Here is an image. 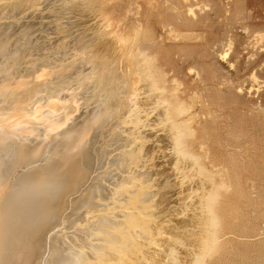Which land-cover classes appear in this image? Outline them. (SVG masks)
Here are the masks:
<instances>
[{
	"label": "rangeland",
	"instance_id": "1",
	"mask_svg": "<svg viewBox=\"0 0 264 264\" xmlns=\"http://www.w3.org/2000/svg\"><path fill=\"white\" fill-rule=\"evenodd\" d=\"M6 1L0 0V132L9 135L5 137V144L11 146L23 144L25 147L28 144L30 146L27 147L40 146V158H36V160L38 159L37 163H32L26 168H19L15 175L8 179L9 182L5 184L8 185V188L14 185L21 173L43 166L51 159H55L56 156V158L60 157L62 155L61 146L56 142L60 141L57 140L61 134L84 122V118H90L93 114L91 112L101 107L99 102H102L104 97L113 100V107L109 112L111 115L108 113L109 117L107 116L105 123L98 132V149H107V154L105 152L103 157L100 156L98 169L93 166L94 163L91 165V169L88 165L90 171L95 168L90 174L92 179L94 178L93 181L96 178L95 183L100 181L101 187H104L100 190L101 193L98 192L99 194L96 195L97 199L99 196V199L101 197L102 200H91L93 204L89 203L90 207H86L88 204L85 207L81 206L83 209L78 207L81 205L79 202L78 205L76 204L83 194L82 191L71 195L72 200L71 196L62 198L64 201L58 200L56 204L58 209L53 220L56 228L52 232V239L55 237L53 241L56 244H54L56 248L52 251L56 253L51 257H58L59 254H66L68 251V255H71L70 258L66 255L68 259L65 264H91L93 262L97 264L99 259L101 262L99 261L98 264H104V261L105 264L110 261L115 262V264H118L117 262L130 264L127 262L128 259L132 260V264H146V262L147 264H193L196 254L201 253L199 249L202 250L204 245L201 242L205 240V223L203 222L206 219L203 218H206V214L203 216V212H200V209L203 210V208H201L199 199L201 196L199 197V195L210 188L208 184L211 183L209 178L212 176L206 175L205 178V175H201L198 172L197 164L191 160L190 162L184 160V163L179 164L181 167L177 165V169L175 168V161L171 155L173 149L165 136L169 127L167 126V130L164 124H168V122L163 120L162 114V117L159 114L164 108L162 106L164 102L159 95H156L158 90L152 91L155 90V87H151V85L153 86L151 84L153 77L148 78L152 81L145 80V73L147 72L145 69L148 70V67L151 66L142 65L143 63L140 62L144 59L142 55L144 49V53L155 60V68L159 67L160 72L163 70L162 75H166L165 77L168 78L166 80L168 82L164 85L166 88L165 95L171 97L175 93L176 96H180L181 102L183 101L185 105L191 107V112L193 111L195 116L193 128L197 131L196 141H189L191 144L195 143L194 146L192 145V150L197 156L203 157L202 163L209 171L211 170L210 174H216L215 182L218 183L216 185L222 182V184L220 183L221 186L219 185L221 188L216 206V213L219 217V224L216 229L219 231L222 240L220 239L218 250L215 249L217 252H214L213 256H210L211 258H206L207 264H264V0ZM139 44L143 47L142 50ZM143 66L145 72H142ZM148 72H151V69ZM140 74L144 78V82L147 83L142 81ZM147 87L152 88L149 89L150 92L145 89ZM149 93L152 97L157 96L156 99L154 97L146 99L145 96H150ZM154 100H161L162 102L157 103ZM138 107L144 108L143 110L147 113L150 112L149 115ZM157 107L159 113H157ZM131 109L133 113L141 111L140 114L149 116V123H152V127L155 124L152 131L155 134V141L157 140L154 142L158 146L155 144V149L149 147L147 150V153L149 152L148 154L151 155L150 157L154 158V165L151 164L152 160L150 159L152 158L149 157V159V155L145 154V157L147 156L146 158L149 159L148 162L146 161L147 165L144 162L143 166H137L138 162H136L133 163L132 168L131 162L133 161H130L124 166L118 153L125 149V145L118 142L123 141L125 136H123V140L121 136L120 138L117 137L119 138V140L116 139L117 143H111V137L121 128H125L123 124L129 114L132 113L129 111ZM134 109L138 111L135 112ZM147 109L148 111H146ZM156 118L159 123L156 122ZM161 124L165 129L164 132L163 128L160 127ZM155 127L159 129V132L156 131ZM9 128L11 130H8ZM112 128L113 130H111ZM100 144L103 146L101 147ZM118 156L119 158H117ZM93 157L94 162L95 156ZM2 160L5 161L6 158L3 157ZM141 161L139 160V162ZM115 164L116 166H114ZM151 170L152 172H150ZM130 173L132 177H141L147 173L146 177L143 178L150 180L149 182H152L154 186L156 185L155 187L159 189L163 184L165 187L170 183L169 189L166 186L165 191L163 190L165 193L160 192L157 194L158 197L153 195L157 193L154 190L144 194H138L137 190H132V194L129 195L123 193L124 196L126 195L125 198L129 196L126 200L121 194L123 200L114 188H117L118 184L121 185L122 183L123 185V182L129 183ZM197 173H200L201 176ZM188 174L190 175L188 176ZM91 176L83 189L92 183ZM122 177L124 180L121 179ZM170 179L172 180L170 181ZM155 180L158 181L159 185ZM206 180L210 183H207ZM204 182H206V186ZM114 184L117 185L114 186ZM230 186L232 187L230 188ZM5 187V189L0 187V193L3 190L8 193L7 186ZM203 189H205L204 192ZM115 192L117 195L114 194ZM7 193H1L0 196L3 198ZM115 195L117 197L119 195L120 198ZM145 195L149 197L146 196V199ZM136 196L142 198L140 199L141 202L142 200L145 202L144 199L147 203L152 202L153 208L155 207L153 210L156 214L154 216L156 220L149 227L151 232L155 231L154 239L152 238L155 242L149 240V243L153 244L152 248L148 246L149 243H145L147 240L144 239L145 233L136 225L134 219L131 221V218H127L130 219L131 223L134 222L131 225L125 219L127 217L125 213L116 214L118 210H115L116 212L113 214L109 209L103 210L106 207H117L118 203L121 206L124 204V206L127 204V206L129 204L133 206L130 197L137 198ZM112 198L115 199L112 200ZM71 201L73 204L76 202V205L73 206ZM112 201H115L116 204ZM59 202H62V206ZM102 202L104 205L101 204ZM141 202L138 203L140 207L142 206ZM134 203L138 206L137 202L134 201ZM142 204L144 205V203ZM101 205L103 208L100 207ZM119 205L118 208H120ZM62 208L67 210L66 213ZM71 209L76 211H74L75 214H79L80 211L81 213L76 215L77 217L73 216L74 213ZM132 209L130 210L136 212L135 209V211ZM69 210L72 215L69 214ZM60 213L70 216L68 215L65 223L58 226L56 221L63 216ZM95 213L101 215L100 220L95 217ZM119 215L125 217L122 218L128 223L127 226L123 219H119ZM99 222L109 225V230L105 231L104 228L101 230L102 225ZM92 223H98L94 225L95 229L93 228L94 231L97 229L96 233L91 230ZM99 226L101 227L99 228ZM131 226H135L137 232L135 228L132 230ZM144 226L147 227L148 225ZM89 230L91 231L89 232ZM138 232L141 233L138 234ZM158 233L160 235L156 242L155 238H157ZM44 235L46 236H43V245H46L47 235H50V231ZM129 235L135 238L132 236L128 238ZM122 237L125 240L128 238V241ZM111 238L112 241L106 240ZM113 239H115L114 242ZM100 241L103 242L101 243L102 246ZM132 242L139 245L134 246ZM105 243L106 245H103ZM110 243L114 248L109 249ZM123 243L124 247L128 248L127 253L122 252L125 255L116 252ZM98 245L100 247H97ZM103 246L104 248H102ZM105 246L111 251V255L109 251L104 252L105 249L107 250ZM115 247L116 251L114 252ZM159 249L163 250V253ZM194 250L197 253L196 251L193 252ZM41 252L43 253L40 256L44 260L49 255H43L45 254V246ZM157 252L159 253L157 254ZM101 253L102 255L105 253L107 256L102 257ZM115 253L117 254L115 255ZM40 256L38 262L44 264ZM47 258L48 256L45 259ZM68 260L74 262L69 263Z\"/></svg>",
	"mask_w": 264,
	"mask_h": 264
},
{
	"label": "bare ground",
	"instance_id": "2",
	"mask_svg": "<svg viewBox=\"0 0 264 264\" xmlns=\"http://www.w3.org/2000/svg\"><path fill=\"white\" fill-rule=\"evenodd\" d=\"M15 1V0H13ZM8 2V0L6 1ZM22 2V1H21ZM8 4V3H6ZM13 4V3H12ZM3 9V7H2ZM19 9V8H18ZM16 11V9H15ZM189 21V19H188ZM101 28V27H100ZM106 28V27H105ZM175 32V31H174ZM179 33V32H178ZM182 33V32H181ZM100 34V33H99ZM183 34V33H182ZM101 35V34H100ZM179 36V34H177ZM186 36V35H185ZM188 36V35H187ZM186 36V37H187ZM107 37V36H106ZM183 37V36H182ZM194 37V36H193ZM192 38V36H191ZM153 43H155L153 41ZM146 44V43H145ZM150 45V43H149ZM154 45V44H153ZM139 46L141 47V45L139 44ZM145 46V45H144ZM148 46V45H147ZM152 46V45H151ZM154 47V46H153ZM139 48V47H138ZM147 48V47H146ZM137 49V48H136ZM141 50L143 49V47L140 48ZM150 49V48H148ZM152 49V47H151ZM140 50V51H141ZM146 50V49H145ZM137 51V50H136ZM132 52V50H131ZM138 52V51H137ZM142 52V51H141ZM144 49H143V56H144V59H140L139 61L142 62L144 64H148V66L150 65L151 67L149 68L148 67V70L150 71L151 69V72H148V70H146L144 68V66L142 67V69L144 68L145 71H147L145 73V80H151V79H148L150 76H152V82L151 84H153V86L151 85V87H155V90H152V91H157V96L159 95L160 99L164 102L162 106L164 108H162L160 106V109L162 108V113L158 112V107L156 108L157 109V113L162 114L163 116V120H165L166 122H168V124H164L165 125V128L167 129V126L169 127L165 132L167 133L166 138L170 141L171 143V146H172V153L171 155H173V159H174V164H175V168L177 169V165L179 167H181L179 164H182L184 163V160L186 162V160L188 162H195V164H197V167H198V172L201 173V175H205L204 177L206 178L208 175L212 176L213 179L209 178L211 180V183L212 185L210 186V181L206 180L207 183L209 182L210 184L209 185V189L207 191L204 192L205 189H203V192L202 195H199V199L201 201V208L200 209V212L202 211L203 213V216L206 214V218L204 217L203 219L205 220V223L204 227V232H205V240L201 237L202 240H204V242L202 241L201 243H203L204 245L202 246V250L199 249V251H201L200 254H196L194 260H193V264H207V261H206V258L207 257H210V256H213L214 252H215V249L218 250L217 247H219L220 245V242H221V237H220V233L219 231L216 229V227L218 226L219 224V217L216 213V206H217V202H218V198H219V192H220V186L222 184V182H219V185H216L218 183L215 182V175L216 174H213L211 172V170L209 171L207 169V167L205 165H203V157H199L197 156V154H195L192 150V145L195 144H191V142H189L190 140H195L196 137H197V131L196 129L193 128V122L195 121L194 118V114H193V111L191 112V107H188L187 105H185V102H181L179 99L178 96L175 95L174 93V96H171V97H167L165 95V91H166V88H165V83L168 82L166 81L168 78L165 77L164 75H162L163 73V70L162 72H160L161 70L158 68H155L156 67V64H155V60L152 59L151 57H149L146 53H144ZM133 53V52H132ZM150 53V52H149ZM156 54V53H155ZM74 55V54H73ZM133 56V55H132ZM153 56V55H152ZM123 57V56H122ZM127 57V56H126ZM134 59V58H133ZM136 59V58H135ZM131 61V60H130ZM121 62V61H120ZM136 64V63H135ZM140 64V63H139ZM138 65V64H137ZM141 65V64H140ZM139 65V67H141ZM138 67V68H139ZM146 67V66H145ZM144 69L142 70V72H145ZM47 71V70H46ZM139 71V69H138ZM141 71V70H140ZM55 72V71H54ZM84 72V71H83ZM115 73V72H114ZM139 73V72H138ZM165 73V72H164ZM143 74V73H141ZM140 74V75H141ZM43 76V75H42ZM50 76V75H49ZM88 76V75H87ZM107 76V75H106ZM112 76V74H111ZM115 76V75H114ZM119 76V75H118ZM136 76V75H135ZM138 76V75H137ZM47 77V76H46ZM108 77V76H107ZM142 77V75H141ZM140 77V78H141ZM138 78V77H137ZM102 79V77H101ZM113 79V78H112ZM134 79V78H133ZM141 79H143L142 81L144 82V78L142 77ZM106 81V80H105ZM110 81V80H109ZM118 81V80H117ZM116 81V82H117ZM134 81V80H133ZM132 81V82H133ZM148 81V82H149ZM91 82V81H90ZM138 82V81H137ZM142 82V83H143ZM107 83V82H106ZM135 83V82H134ZM144 83H147V82H144ZM177 83V82H176ZM122 84V83H121ZM133 84V83H131ZM150 84V83H149ZM128 85V84H127ZM148 85V84H147ZM145 85V86H147ZM168 86V83L166 84ZM97 86V85H96ZM107 86V85H106ZM144 86V87H145ZM149 86V85H148ZM166 86V87H167ZM135 87V86H134ZM151 87H147L145 89H147L148 92L149 89L151 90L152 88ZM116 88H117V85H116ZM2 89V88H1ZM79 89V88H78ZM111 89V88H110ZM136 89V88H135ZM172 89V88H171ZM171 89H170V92H171ZM96 90V89H95ZM121 90V89H120ZM168 90V88H167ZM94 91V90H93ZM112 91V90H111ZM174 91V90H173ZM176 91V89H175ZM119 92V91H117ZM177 92V91H176ZM135 93V92H134ZM142 93V92H141ZM159 93V94H158ZM109 94V93H108ZM107 94V95H108ZM118 94V93H117ZM138 94V93H137ZM150 96H145V98L149 99L150 97H152L151 93H149ZM154 94V93H153ZM110 95V94H109ZM169 95V94H168ZM171 95V94H170ZM115 96V95H113ZM157 96H153L155 99ZM98 97V96H97ZM152 97V98H153ZM89 98V97H88ZM107 98V97H106ZM105 97L102 99V102H99L101 104V107L97 110H95L94 112H91L93 113L91 115L90 118L85 119L84 122H81V124L77 125V126H74V127H71L69 130L67 129L64 134H61L60 138L57 140L59 142H56V143H59L58 145H60L61 147V152H62V155L58 158L55 157V159H51L48 163H46L45 165L43 166H38V167H35L31 170H28L27 172H23L21 173L17 180L15 181L14 185L10 188H8V185H5L7 184L9 181L8 179L10 177H12L13 175H15V172L19 169V168H26V167H29L32 163H37V160L40 158L39 157V153H40V146H32V147H27L28 145L30 146V144H28L26 147L23 145V144H14L13 146L9 145V144H5L4 141H6L5 137L9 136L8 134L6 133H2L0 132V187H2V189L6 188L5 186H7V189H8V193L4 190L3 192L1 193H7L5 196H3V198L0 196V264H39V256L41 255V250L42 248H44L45 246V254L43 255H46V254H49L47 255L48 258L43 260V257L40 258L43 260V263L44 264H65L67 262V259L68 257L71 255H68V251L66 252V254H59L60 256L58 257H51L54 253H56L55 251H52V249L56 248V246H54L55 244V241H53L55 239H52L53 237V230H55L56 228V225H54L53 223V220L56 216V211L58 208H56V204L58 203V200L59 199H62V198H66V197H70L71 195L73 194H76L77 192L79 191H82L83 194L78 200H77V205H78V202L79 204H81L80 206L78 207H85L87 204L88 206L86 207H90L89 206V203L93 204L92 202L95 201L97 198L96 195H98L100 192L101 189H103L101 186H102V183H95L97 180L95 178V180L93 181L92 179V176L90 175L91 174V171L93 169H98L97 168V165L99 164V158L100 156L103 157V154L107 151V149L105 148H102V149H98V141H99V134L98 132L101 130L103 124L105 123V120L107 118V116L111 113L110 110H112V103H113V100L111 101L110 99H106ZM113 98V97H112ZM151 98V99H152ZM75 99V98H74ZM78 100V99H77ZM135 100V98H134ZM139 100V99H138ZM141 100V99H140ZM160 100V101H161ZM96 101V100H95ZM100 101V100H99ZM153 101V99H152ZM157 101V100H154V102ZM160 101H157L160 102ZM161 101V102H162ZM97 102V101H96ZM148 102V101H147ZM138 104V102H137ZM150 104V103H149ZM139 105V104H138ZM137 105V106H138ZM159 105H161V103H159ZM136 106V105H135ZM151 106V105H150ZM149 106V107H150ZM153 106V105H152ZM155 106V105H154ZM158 106V105H157ZM191 106V105H190ZM143 107V106H142ZM135 108V107H134ZM139 109H141L142 111L145 112V110H143L144 108H141V107H138ZM151 109V108H150ZM92 111V110H91ZM114 111V110H113ZM130 112H132V109L129 110ZM134 111H138L136 109H134ZM140 111V110H139ZM148 111V109L146 110ZM122 112V111H121ZM129 112V113H130ZM141 112V111H140ZM139 113H128L129 114V117H127V119L124 121V126L125 128H119L118 130L119 131H115L116 133L114 134V136L116 138H112V144H114L117 140H119V138L121 137L122 140H123V136L124 137V140H125V143L123 144L124 140L123 141H119L118 143L121 142L122 145H125V149L121 150L119 154V156L121 157L120 159L122 160V163L124 164V166L126 165V163H129L130 161H133L131 162L132 163V168H133V163H136L138 162V165L137 166H143L144 165V162L146 164V161L148 162V160L152 157H150L151 155H149L147 153V150L148 148H152V149H155L156 145L158 146V144H156L155 142V139H154V133L152 131V128L154 129V126L152 127V123L150 124L149 123V116H147L146 114H140ZM152 112V111H151ZM109 113V114H108ZM113 113V112H112ZM115 113V112H114ZM147 113V112H145ZM150 113V112H149ZM149 113H147L149 115ZM155 113V112H154ZM122 114V113H121ZM158 114V117H160ZM119 115V113H118ZM123 116V115H122ZM161 116V117H162ZM109 117V116H108ZM119 117V116H118ZM152 117V116H151ZM120 118V117H119ZM118 118V120H119ZM155 119V118H154ZM157 119V118H156ZM161 119V120H162ZM160 120V121H161ZM162 120V121H163ZM83 121V120H82ZM161 121V122H162ZM156 122H158V119L156 120ZM164 122V121H163ZM159 123V122H158ZM165 123V122H164ZM115 124V123H114ZM157 124V123H156ZM108 125V124H106ZM112 126V125H111ZM110 126V127H111ZM158 126V125H157ZM161 128H163V125L161 124L160 126ZM159 127V128H160ZM114 128V127H113ZM113 128L111 130H113ZM160 128V129H161ZM104 129V128H103ZM155 129H157L156 131H158L159 129L155 127ZM8 130H11L10 128ZM108 130V128H107ZM123 130H125L124 132H122ZM164 128H163V132H164ZM109 131V130H108ZM89 132V133H88ZM159 132V131H158ZM157 132V133H158ZM162 132V131H161ZM104 133V132H103ZM153 133V135H152ZM156 133V132H155ZM156 133V134H157ZM165 133V134H166ZM106 134V133H105ZM104 134V135H105ZM111 134V133H110ZM158 136V135H156ZM155 136V137H156ZM119 137V138H117ZM158 138V137H157ZM117 139V140H116ZM103 141V140H101ZM155 141V142H154ZM196 141V140H195ZM193 141V142H195ZM110 142V140H109ZM117 143V142H116ZM40 144V143H39ZM53 144V143H52ZM98 144V145H97ZM103 144V143H102ZM110 144V145H112ZM156 144V145H155ZM169 144V143H168ZM101 145V144H100ZM104 145V144H103ZM101 145V147L103 146ZM106 145V144H105ZM54 146V145H53ZM55 146H57L55 144ZM108 146V145H107ZM106 146V147H107ZM194 146V145H193ZM45 147V146H44ZM52 147V146H50ZM49 147V148H50ZM109 147V146H108ZM107 147V148H108ZM118 147V146H117ZM122 147V146H121ZM51 149V148H50ZM59 149V148H57ZM111 149V148H110ZM119 149V148H118ZM117 149V150H118ZM60 150V149H59ZM52 151V149H51ZM158 151V149H157ZM156 151V152H157ZM161 150H159L160 152ZM56 152V151H55ZM59 152V151H58ZM102 152V153H101ZM155 152V154H156ZM162 152V151H161ZM42 153V152H41ZM44 154V153H43ZM51 154V153H50ZM107 154V152H106ZM145 154H148V158L147 159L145 157ZM159 155V154H158ZM200 155V154H199ZM93 156H95V160L93 162ZM106 156V155H105ZM111 156V155H110ZM119 156L117 158H119ZM207 156V155H206ZM3 157L6 158L5 161H3ZM39 157V158H38ZM49 157V156H48ZM53 157V156H52ZM172 157V156H171ZM36 158H38L36 160ZM54 158V157H53ZM146 158V159H144ZM119 159V161H120ZM144 159V160H143ZM153 159H150L152 160V163L153 164ZM165 159V158H164ZM139 160L141 162H139ZM44 161V160H43ZM156 161V160H155ZM187 162V163H188ZM94 163L93 166H95V168H93L91 171V165ZM130 163V165H131ZM190 164V163H189ZM194 164V167L196 166ZM211 164V163H210ZM88 165H89V170H88ZM110 165V164H109ZM147 165V164H146ZM149 165V164H148ZM154 165V164H153ZM156 165V164H155ZM116 166V164L114 165ZM119 166V165H118ZM120 166H123V165H120ZM128 166V165H127ZM126 166V167H127ZM136 166V167H137ZM192 166V164H191ZM125 167V169H126ZM147 167V166H145ZM148 167H151V166H148ZM194 167H192L194 169ZM31 168V167H30ZM128 168V167H127ZM139 168V167H137ZM136 168V169H137ZM142 168V167H141ZM140 168V169H141ZM158 168V167H157ZM156 168V169H157ZM161 168V167H160ZM191 168V169H192ZM130 169V167H129ZM155 169V171H156ZM180 169V168H178ZM181 169H184V168H181ZM196 169V168H195ZM118 170V169H117ZM144 170V169H143ZM149 170V169H148ZM147 170V171H148ZM158 170V169H157ZM190 170V169H189ZM188 170V171H189ZM227 170V169H226ZM225 170V171H226ZM112 171V170H111ZM132 171V170H131ZM145 171V170H144ZM181 171V170H180ZM179 171V172H180ZM183 171V170H182ZM197 171V170H196ZM97 172V170H96ZM114 172V171H113ZM117 172V171H116ZM136 172V171H135ZM135 172H133L135 175H137ZM146 172V171H145ZM152 172V170L150 171ZM148 172V173H150ZM209 172V173H208ZM217 172V171H216ZM93 173V171H92ZM118 173V172H117ZM121 173V172H120ZM127 173V172H126ZM181 173V172H180ZM184 173V172H182ZM187 173V172H186ZM200 173H197L200 175ZM221 173V172H220ZM17 174V173H16ZM96 174V173H95ZM99 174V173H98ZM146 174L147 173H144V175H142L141 177H132L131 176V173L129 175V183L126 181L123 182L124 184L122 185H119L118 184V187L117 188H114V190L117 192V194H120V196L122 197L121 194L123 193H127L128 195L132 192V190H137L139 193L138 194H144L146 193L147 191H150V190H154L156 191L157 193L156 194H153V195H156L157 194H160V192H164L165 190V187L168 186L169 184H167L165 187L163 185V188H161L162 186H160V188L158 189L157 187L154 186V184L152 182H149L148 180H146L145 178L143 177H146ZM152 174V173H151ZM154 174V173H153ZM193 174V173H192ZM218 174V173H217ZM222 174H223V171H222ZM222 174H219V175H222ZM110 175V174H109ZM164 175V174H163ZM186 175V174H185ZM184 175V176H185ZM190 174H188L189 176ZM198 175V177H199ZM200 175V176H201ZM207 175V176H206ZM224 175V174H223ZM91 176V181L92 183L89 184V186L85 189H83V187L87 185V180L88 178ZM95 176V175H94ZM116 176V175H115ZM119 176V175H118ZM122 176V175H121ZM149 176V175H148ZM147 176V177H148ZM154 176V175H153ZM156 176V174H155ZM165 176V175H164ZM15 177V176H14ZM114 177V176H113ZM126 177V176H124ZM152 177V176H150ZM163 177V176H162ZM197 177V179H198ZM225 177V176H224ZM115 178V177H114ZM157 178V177H156ZM190 178V177H189ZM201 178V177H200ZM221 178V176H220ZM16 179V178H15ZM14 179V180H15ZM99 179V177H98ZM119 179V178H118ZM123 179V177L121 178ZM158 179V178H157ZM196 179V181H197ZM203 179V178H202ZM223 179V177H222ZM116 180V179H115ZM124 180V179H123ZM125 180H128V179H125ZM167 180H168V177H167ZM172 179H170L171 181ZM176 180V179H175ZM191 180V179H190ZM189 180V181H190ZM199 180V179H198ZM224 180V179H223ZM222 180V181H223ZM157 183L158 181L155 180ZM155 181H153L155 183ZM192 181V180H191ZM205 181V179H204ZM226 182V180H224ZM168 182V181H166ZM201 182V181H200ZM12 183V182H11ZM109 183V182H108ZM114 183V182H113ZM176 183V182H175ZM186 183V182H184ZM203 183V182H202ZM221 183V184H220ZM111 184V183H109ZM108 184V185H109ZM126 184V185H125ZM174 184V183H173ZM197 184V183H196ZM205 186L207 185L206 182H204ZM226 184V183H225ZM224 184V186H226ZM10 185V184H9ZM107 185V184H106ZM117 185V184H114V186ZM159 185V183H158ZM161 185V184H160ZM230 185V184H229ZM104 186V185H103ZM113 186V184H112ZM111 186V187H112ZM184 186V185H183ZM228 186V185H227ZM226 186V187H227ZM110 187V186H109ZM110 187V188H111ZM232 186H230L231 188ZM100 188V189H99ZM157 188V189H156ZM206 188V187H204ZM224 188V187H223ZM1 189V190H2ZM6 189V190H7ZM106 189V187H105ZM113 189V188H112ZM168 189H169V186H168ZM167 189V190H168ZM228 189V187H227ZM241 189V188H240ZM164 190V191H163ZM189 190V189H188ZM198 190V189H197ZM202 190V189H201ZM113 191V190H112ZM195 191V190H194ZM227 191V190H226ZM242 191V190H240ZM99 192V193H98ZM114 192V191H113ZM116 192L114 194H116ZM136 192V191H135ZM191 192V191H189ZM0 193V195H1ZM165 193V192H164ZM164 193H162L164 196ZM167 193V192H166ZM194 193V192H193ZM113 194V195H114ZM116 194V195H117ZM132 194V193H131ZM151 194V193H150ZM195 194V193H194ZM198 194V193H197ZM196 194V196H198ZM115 195V196H116ZM193 195V194H192ZM76 196V195H75ZM78 196V197H79ZM124 196V194H123ZM126 196V195H125ZM124 196V198H125ZM132 196V195H130ZM135 196V195H133ZM149 197L148 195H145V197ZM161 196V195H159ZM180 196V195H179ZM195 196V197H196ZM74 197V196H73ZM117 197V196H116ZM129 197V196H127ZM126 197V198H127ZM137 197V196H136ZM146 197V199H147ZM158 197V196H157ZM182 197V196H181ZM64 198V199H65ZM117 198H120L119 195ZM116 198V200H117ZM125 198V200H126ZM193 198V197H192ZM64 199H62L64 201ZM72 196H71V200H72ZM75 199V198H74ZM98 199H99V196H98ZM97 199V200H98ZM100 199L102 200V198L100 197ZM99 199V201H100ZM115 198H112V200H114ZM123 199V197H122ZM131 202L129 199H127L129 202H131V204H133V206H124L121 204L119 205L120 208H118V205L117 207L116 206H113V207H106V208H103L102 205L100 206L101 208H103V210H106V209H109L112 211V213L114 214L116 212V214L118 213H125L127 215V217H123L125 219L127 218H131V221L132 219L135 220L136 222V225L140 228V230L142 232H144V239H147L145 240V243H149V240H151L152 242L154 241L153 237H154V234H155V231L154 232H151L149 227H151L152 224L155 223L154 220H156L154 218V216L156 215L155 214V211L153 210V203L149 202L147 203L146 202V199L145 202H141L140 197H137V198H134V197H130ZM150 199V198H148ZM165 199V198H164ZM68 200V199H67ZM66 200V202H67ZM93 200V201H91ZM124 200V199H123ZM76 201V200H75ZM98 201V202H99ZM105 201V200H104ZM120 201V200H119ZM141 202V207L140 205L138 204V206L136 205ZM149 201H152V200H149ZM155 201V200H154ZM188 201V200H187ZM186 201V203H187ZM199 201V202H200ZM73 201H71L72 203ZM107 202V201H106ZM112 202H115V201H112ZM111 202V203H112ZM120 202H123V201H120ZM128 202V203H129ZM181 202V201H180ZM61 203L60 206H62V202H59ZM70 203V204H71ZM73 204L72 205H76V204ZM96 203V202H95ZM124 203H126V201H124ZM144 203V205L142 204ZM147 203V204H146ZM69 204V203H68ZM98 206L100 204L96 203ZM101 204L104 205V202H102ZM116 204V202L114 203ZM135 204V205H134ZM152 204V205H151ZM199 204V203H198ZM64 205V204H63ZM71 205V206H72ZM110 205V204H109ZM108 205V206H109ZM195 205V204H194ZM65 206V205H64ZM68 206V205H67ZM66 206V207H67ZM179 206V205H178ZM81 207V208H82ZM99 207V208H100ZM171 207V206H170ZM192 207V206H191ZM72 208V207H71ZM80 208V209H81ZM99 208H96V209H99ZM100 208V209H101ZM118 208V209H116ZM126 208V209H124ZM133 208V209H132ZM63 209V208H62ZM61 209V211H62ZM66 209V208H65ZM68 209V208H67ZM70 209V208H69ZM74 209V207H73ZM79 209V208H78ZM79 209V210H80ZM83 209V208H82ZM86 209V208H84ZM90 209V208H88ZM130 209L132 210H136V212H133L131 211ZM172 209V208H171ZM77 210V209H76ZM116 210V211H115ZM134 210V211H135ZM158 211V209H156ZM187 210V209H185ZM195 210V209H194ZM193 210V211H194ZM198 210V209H197ZM60 211V210H59ZM58 211V212H59ZM63 211H67V210H64ZM62 211V213L64 214V212ZM70 211V210H69ZM71 211H74L75 210H72ZM71 211L69 214H71ZM83 211V210H82ZM86 211V210H85ZM94 211V210H93ZM97 212L99 210H96ZM95 211V212H96ZM188 211V210H187ZM186 211V212H187ZM239 211V210H238ZM76 212V211H75ZM92 212V210H91ZM168 212V210H167ZM192 212V211H191ZM197 212V211H196ZM205 212V213H204ZM60 213V215L62 214ZM66 213V212H65ZM79 213V211H78ZM81 213V211H80ZM79 213V214H80ZM84 213V212H83ZM88 213V212H86ZM86 213H85V216H86ZM94 213V212H93ZM158 213V212H157ZM199 213V212H198ZM62 214V215H63ZM67 214L66 216L63 215L61 216L60 220L58 219L57 222V225H62L63 223H65V220L67 219L68 215ZM79 214H73V216H76V215H79ZM96 214V213H95ZM115 214V216H116ZM163 214V213H162ZM165 214V213H164ZM169 214V213H168ZM177 214V213H176ZM187 214V213H186ZM59 215V214H58ZM72 215V214H71ZM125 215V216H126ZM70 216V215H69ZM82 216V215H81ZM79 216V217H81ZM90 216V215H88ZM100 214L97 213L95 215V217H97V219L99 218L100 220ZM114 216V217H115ZM120 216V215H119ZM162 216V215H161ZM164 216V215H163ZM180 216V215H179ZM195 216V215H194ZM201 216V215H200ZM77 217V216H76ZM117 217V216H116ZM121 216L119 219H123ZM153 217V218H152ZM75 218V217H74ZM118 218V217H117ZM161 218V217H160ZM159 218V219H160ZM169 218V217H168ZM166 218V219H168ZM184 218V217H183ZM198 218V217H196ZM73 220V219H72ZM75 220V219H74ZM86 220V219H85ZM88 220V219H87ZM95 220V219H94ZM118 220V219H117ZM124 220V219H123ZM164 220V219H163ZM199 220V218H198ZM96 222H98L97 220H95ZM125 221V220H124ZM165 221V220H164ZM188 221V220H187ZM197 221V220H196ZM195 221V222H196ZM86 222V221H85ZM92 222V220H91ZM119 222V221H118ZM126 222V221H125ZM127 222H130V219H127ZM125 223L128 224V223ZM166 222V221H165ZM164 222V223H165ZM171 222V221H170ZM185 222V221H184ZM191 222V221H189ZM200 222V221H199ZM202 222V221H201ZM77 223V222H75ZM121 223V222H120ZM134 222H130L129 224H133ZM157 223V222H156ZM172 223V222H171ZM202 223V225H203ZM79 224V223H78ZM84 224V223H83ZM93 224V223H92ZM98 223L96 224H93L92 226V229L95 227L94 225H97ZM99 224L102 225V228H100L101 226H99V228L102 230L104 228L105 231L109 230L107 224H104V223H101L99 222ZM168 224V223H167ZM191 224V223H190ZM82 225V224H81ZM118 225V224H117ZM144 225H148L147 227L144 226ZM83 226V225H82ZM127 226V225H126ZM171 226V225H170ZM200 226V225H199ZM73 227V226H72ZM75 227V225H74ZM88 227L90 228V226L88 225ZM122 227V226H121ZM129 227V226H128ZM156 227V226H155ZM158 227V226H157ZM164 227V226H163ZM195 227V226H194ZM203 227V226H202ZM82 228V227H80ZM97 228V227H96ZM132 228H135L136 229V232H137V228L135 226H131V229ZM166 228V227H165ZM188 228V227H187ZM218 228V227H217ZM88 229V228H87ZM95 229V228H94ZM126 229V228H125ZM134 229V231H135ZM162 229V228H161ZM167 229V228H166ZM183 229V228H182ZM50 231V235H47L48 238H47V243L46 245H43V236H46L44 235L45 233L49 232ZM89 230V232L91 231ZM99 230V229H98ZM133 230V229H132ZM196 230V229H195ZM94 231V230H93ZM92 231V233H93ZM97 229L94 231L96 233ZM122 231V230H121ZM120 231V232H121ZM126 231H128L126 229ZM131 230H129L130 232ZM183 231V230H182ZM74 232V231H73ZM88 232V231H87ZM99 232V231H98ZM97 232V233H98ZM124 232V231H123ZM158 232V231H157ZM156 232V233H157ZM160 232V231H159ZM164 232V231H163ZM169 232V231H168ZM172 232V231H171ZM184 232V231H183ZM90 233V234H92ZM100 233V232H99ZM126 233V232H125ZM131 233V232H130ZM141 233V232H138V234ZM198 233V232H197ZM94 234V233H93ZM101 234V233H100ZM99 234V235H100ZM115 234V233H113ZM119 234V233H118ZM117 234V235H118ZM121 234V233H120ZM126 234H129V233H126ZM124 234V235H126ZM161 234V232H160ZM156 235L157 238L156 239V242H157V239L159 238V235ZM165 234V233H164ZM183 234V233H182ZM188 234V233H187ZM226 234V233H225ZM64 235V234H63ZM142 235V234H141ZM162 235V234H161ZM201 235V234H200ZM96 236V235H95ZM98 236V234H97ZM96 236V238L98 239V237ZM121 236V235H119ZM130 236L132 235H129L128 238H130ZM143 236V235H142ZM168 236V235H167ZM194 236V235H193ZM203 236V235H202ZM225 235L223 234V237ZM70 237V236H69ZM88 237V236H87ZM126 236H124L125 238ZM134 237V236H132ZM179 237V236H178ZM196 237V236H195ZM204 237V236H203ZM59 238V237H58ZM67 238V237H66ZM106 238V237H105ZM104 238V239H105ZM116 238V237H114ZM122 237V239H124ZM128 238L127 240L125 241H128ZM135 238V237H134ZM153 238V239H152ZM166 238V237H165ZM226 238V237H225ZM57 239V238H56ZM78 239V238H77ZM99 239L101 240V238L99 237ZM121 239V238H120ZM194 239V238H193ZM200 239V241H201ZM221 239V240H220ZM58 240V239H57ZM96 240V239H94ZM107 241H112V238L111 239H106ZM61 241V240H60ZM86 241V240H85ZM103 241V239H102ZM115 241V239H113V242ZM119 241V240H118ZM122 241V240H121ZM120 241V242H121ZM148 241V242H146ZM150 241V242H151ZM190 241V240H189ZM194 241V240H193ZM106 242V241H105ZM131 242V240H130ZM155 242V241H154ZM153 242V243H154ZM173 242V241H172ZM97 243V242H96ZM99 243V242H98ZM103 242L100 241V245L102 246ZM107 243V242H106ZM103 244V245H106ZM126 243H129V242H126ZM133 243V242H132ZM163 243V242H162ZM223 243V242H222ZM221 243V244H222ZM108 244V243H107ZM112 243H110V246L109 249L111 248L112 249ZM115 244V243H114ZM113 244V245H114ZM122 244V243H121ZM134 244V243H133ZM167 244V243H166ZM189 244V242H188ZM56 245V244H55ZM117 245V243H116ZM126 245V244H125ZM128 245V244H127ZM135 245H139V244H134ZM141 245V244H140ZM146 245V244H145ZM155 245V244H154ZM158 245V244H157ZM182 245V244H181ZM59 246V245H58ZM76 246V245H75ZM92 246V245H91ZM118 246V245H117ZM121 246V245H120ZM131 247L133 245H130ZM130 246H129V249H130ZM147 246V245H146ZM148 246H150L152 248L153 244L151 245V243L148 244ZM147 246V248H148ZM97 247H100L99 245ZM106 247V246H105ZM127 247V246H126ZM144 247V246H143ZM156 248V246H154ZM173 247V246H172ZM195 247V246H194ZM58 248V247H57ZM84 248V247H83ZM104 248V246L102 247ZM107 248V247H106ZM114 248V247H113ZM118 248V247H117ZM161 248V247H159ZM191 248V247H190ZM201 248V247H199ZM68 249V248H67ZM72 249V248H71ZM95 249V248H94ZM100 249V248H99ZM128 249V248H127ZM125 247H124V243L123 245L118 248V251H116V247H115V250L114 252H119V253H122V252H126L127 253V250ZM154 249V248H153ZM158 249V248H157ZM79 250V249H78ZM104 250V249H103ZM112 250V251H113ZM149 250V249H148ZM151 250V249H150ZM149 250V251H150ZM188 250V249H187ZM197 250V249H196ZM196 250H194L193 252H195ZM52 251V252H51ZM76 251V250H75ZM94 251V250H93ZM100 251H102L100 249ZM105 251H109L108 248L107 250L105 249ZM155 251V249H154ZM158 251V250H157ZM159 251H162L163 253V250L159 249ZM220 251V250H219ZM70 252V251H69ZM72 252V251H71ZM70 252V253H71ZM98 252V251H96ZM95 252V253H96ZM110 252V255H111V251ZM107 252V253H109ZM217 252V251H216ZM215 252V253H216ZM103 253V252H102ZM101 253V255H102ZM129 253V252H128ZM147 253V252H146ZM159 252H157L158 254ZM197 253V251H196ZM73 254V253H72ZM100 254V253H99ZM117 253H115L116 255ZM124 254V253H122ZM68 257H67V256ZM100 255V256H101ZM121 255V254H120ZM125 255V254H124ZM133 255V254H132ZM141 255V254H140ZM146 255V254H145ZM148 255V254H147ZM56 256V254H55ZM107 255L104 253L102 255V257H106ZM123 256V255H122ZM121 256V257H122ZM127 256V255H126ZM125 256V257H126ZM215 256V255H214ZM96 257V256H95ZM111 257V256H110ZM115 257V256H114ZM128 257V256H127ZM126 257V258H127ZM144 257V256H143ZM164 257V256H163ZM175 257V256H174ZM70 258V257H69ZM98 259V257H96ZM95 258V259H96ZM101 258V257H100ZM108 258V257H107ZM124 258V257H123ZM124 258V259H126ZM134 258V257H132ZM147 258V257H146ZM153 258V257H152ZM151 258V259H152ZM179 258V257H178ZM211 258V257H210ZM73 259V258H71ZM114 259V258H113ZM102 260V259H101ZM104 260V258H103ZM110 260V259H109ZM123 260V259H122ZM121 260V261H122ZM149 260V259H148ZM41 261V260H40ZM69 261V260H68ZM97 261V260H96ZM95 261V262H96ZM100 259L98 260L97 264L99 263ZM113 261V260H112ZM120 261V260H118ZM125 261V260H124ZM135 261V260H134ZM144 261V260H143ZM165 261V260H164ZM178 261V260H177ZM190 261V260H189ZM42 262V261H41ZM40 262V263H41ZM70 262H74V261H69ZM101 262V261H100ZM108 262V261H107ZM123 262V261H122ZM130 264H132V260H129L128 261ZM94 263V262H93ZM91 263V264H93ZM105 264V261L103 262ZM109 264H115V262H108ZM107 263V264H108ZM119 264V262H117ZM121 263V262H120ZM125 264H127L126 262H124ZM136 263V262H134ZM165 263V262H164ZM169 263V262H168ZM190 263V262H189ZM42 264V263H41ZM68 264V263H67ZM71 264V263H70ZM74 264V263H73ZM95 264V263H94ZM102 264V263H101ZM147 264V262H146Z\"/></svg>",
	"mask_w": 264,
	"mask_h": 264
}]
</instances>
